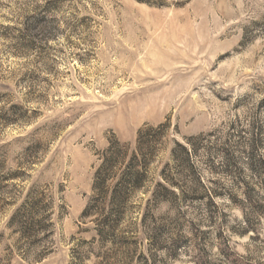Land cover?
I'll return each instance as SVG.
<instances>
[{"label": "rangeland", "instance_id": "1", "mask_svg": "<svg viewBox=\"0 0 264 264\" xmlns=\"http://www.w3.org/2000/svg\"><path fill=\"white\" fill-rule=\"evenodd\" d=\"M158 1L0 0V264H264V0ZM148 129L107 232L102 154Z\"/></svg>", "mask_w": 264, "mask_h": 264}, {"label": "trees", "instance_id": "2", "mask_svg": "<svg viewBox=\"0 0 264 264\" xmlns=\"http://www.w3.org/2000/svg\"><path fill=\"white\" fill-rule=\"evenodd\" d=\"M141 3L162 6L164 3L158 0H137ZM159 130V129H158ZM148 129L145 132H141L138 135L137 144L138 150L143 149L141 153V159L138 155H132L127 159L126 148L121 146L117 141L110 142L107 150L102 154V163L96 172L94 180V197H92L85 214L91 213L94 208H97L99 203L108 204L111 209L109 217L103 222V230L112 231L116 221L115 217L125 211V206L130 196L137 190L144 188V184L147 179V170L151 157L153 156L154 146H152V139L156 137L157 131ZM155 134V135H154ZM189 144H192V140H187ZM176 149L182 155L185 162L190 160V149L177 144ZM122 169L121 174L116 173V170ZM108 181H115L114 184L107 185ZM163 181L166 185L158 184L156 190L153 192V198L155 200H164L167 197H174L172 188L175 187L172 181L163 177ZM196 186L201 187V184L196 181ZM211 197V193L206 191ZM102 233V232H100ZM99 233V234H100Z\"/></svg>", "mask_w": 264, "mask_h": 264}]
</instances>
